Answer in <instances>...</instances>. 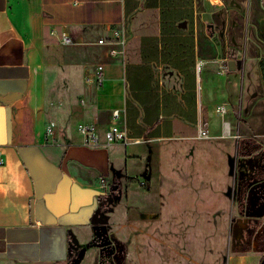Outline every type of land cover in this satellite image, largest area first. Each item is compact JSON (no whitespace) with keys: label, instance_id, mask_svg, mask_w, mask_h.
Returning <instances> with one entry per match:
<instances>
[{"label":"crops","instance_id":"1","mask_svg":"<svg viewBox=\"0 0 264 264\" xmlns=\"http://www.w3.org/2000/svg\"><path fill=\"white\" fill-rule=\"evenodd\" d=\"M246 1L244 10L241 0H0V184L8 187L0 192V264L75 259L95 233L110 186L149 181L157 145L195 146L207 140L198 139L201 129L238 143L242 122L229 101L243 90L242 99L252 95L253 65L264 90V30L254 28L253 0ZM116 26H123L127 44L123 55L112 56L96 42ZM61 32L74 42L61 43ZM98 63L104 65L99 87ZM79 123L94 127L99 144L84 142ZM114 123L125 128L127 142L106 143L105 130ZM198 162V181L175 185L171 169L160 171L168 180L172 235L180 221L188 224L179 211L200 221L206 195L212 204L221 200L223 168L207 171L206 158Z\"/></svg>","mask_w":264,"mask_h":264},{"label":"rangeland","instance_id":"2","mask_svg":"<svg viewBox=\"0 0 264 264\" xmlns=\"http://www.w3.org/2000/svg\"><path fill=\"white\" fill-rule=\"evenodd\" d=\"M241 1L246 10L247 1ZM252 10L253 26L262 33L264 2L253 0ZM263 39L257 33L256 42ZM254 70L255 65L247 86L252 95L242 99V94H248L243 90L238 99L229 101L235 118L242 122V135L235 136L238 143L209 136L199 137L207 140L195 146L185 142L157 145L159 159L149 181L131 180L125 189L120 183L110 186L100 204L101 219L92 239L77 247V256L68 264H264V90ZM242 85L246 82L240 80ZM232 120L227 121L231 124ZM198 157L206 158L207 171L219 165L223 168L221 200L212 204V194H207L206 204L196 213L200 221L179 211V219L188 224L180 221L172 235L163 189L168 180L160 171L162 166L171 169L174 178L169 181L175 185L198 181L195 172L203 165ZM133 182L136 188L130 189Z\"/></svg>","mask_w":264,"mask_h":264},{"label":"built area","instance_id":"3","mask_svg":"<svg viewBox=\"0 0 264 264\" xmlns=\"http://www.w3.org/2000/svg\"><path fill=\"white\" fill-rule=\"evenodd\" d=\"M53 33H56V30L53 29ZM60 41L63 44H72L74 41L72 37L67 34L66 32L60 33ZM97 44L106 46L107 51L112 56L123 55L125 51V46L127 44V34L123 28V26H116L112 28V33L108 37H100L98 38ZM104 65L102 63H98L95 68L94 72V81L97 87L101 86L104 79ZM216 110L219 113H224L225 109L218 105L216 106ZM120 116L119 109H114L112 111V117L116 120ZM53 122L49 124L47 127L48 134L52 131ZM78 131L83 136L84 142L90 145H97L99 144V137L95 132L94 127L89 123H79L77 126ZM223 135H231L230 126L228 121L225 122L223 128ZM209 132L206 129H201L198 133V137H209ZM237 137V135H235ZM106 143L112 142H127L130 138L128 136L127 131L125 128L120 127L118 124H111L104 133ZM4 161V157L0 150V163Z\"/></svg>","mask_w":264,"mask_h":264},{"label":"clouds","instance_id":"4","mask_svg":"<svg viewBox=\"0 0 264 264\" xmlns=\"http://www.w3.org/2000/svg\"><path fill=\"white\" fill-rule=\"evenodd\" d=\"M213 2H219V0H213ZM14 190L17 192V193H20L23 191V187L22 185L20 184V182L17 180L15 182V188ZM8 191V187L3 185V184H0V192H7Z\"/></svg>","mask_w":264,"mask_h":264},{"label":"trees","instance_id":"5","mask_svg":"<svg viewBox=\"0 0 264 264\" xmlns=\"http://www.w3.org/2000/svg\"><path fill=\"white\" fill-rule=\"evenodd\" d=\"M259 65H260V69H261L263 80H264V58L260 60ZM72 259H73V256H70L69 260H72Z\"/></svg>","mask_w":264,"mask_h":264},{"label":"water","instance_id":"6","mask_svg":"<svg viewBox=\"0 0 264 264\" xmlns=\"http://www.w3.org/2000/svg\"><path fill=\"white\" fill-rule=\"evenodd\" d=\"M235 60L231 59L229 61V68L234 69L235 68ZM117 184H114L112 187L115 188Z\"/></svg>","mask_w":264,"mask_h":264},{"label":"flooded vegetation","instance_id":"7","mask_svg":"<svg viewBox=\"0 0 264 264\" xmlns=\"http://www.w3.org/2000/svg\"><path fill=\"white\" fill-rule=\"evenodd\" d=\"M97 225H99V224H97Z\"/></svg>","mask_w":264,"mask_h":264}]
</instances>
